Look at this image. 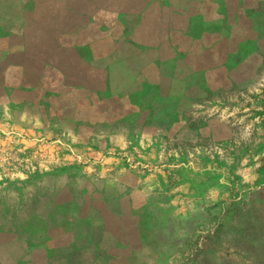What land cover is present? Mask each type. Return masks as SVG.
Returning <instances> with one entry per match:
<instances>
[{"label":"crops","instance_id":"1","mask_svg":"<svg viewBox=\"0 0 264 264\" xmlns=\"http://www.w3.org/2000/svg\"><path fill=\"white\" fill-rule=\"evenodd\" d=\"M263 62L264 0H0V140L48 153L13 169L42 174L37 187L0 185V264H147L194 188L210 190L189 239H216L229 218L264 264V185L235 187L264 170V146L249 149L264 144ZM241 93L229 108L250 113L247 140L190 116ZM134 149L151 162L134 165Z\"/></svg>","mask_w":264,"mask_h":264},{"label":"rangeland","instance_id":"2","mask_svg":"<svg viewBox=\"0 0 264 264\" xmlns=\"http://www.w3.org/2000/svg\"><path fill=\"white\" fill-rule=\"evenodd\" d=\"M257 65L258 69L253 72L254 78L253 81L251 80L252 84H254L251 85L262 88L264 87V62ZM241 76H243V74H241ZM239 81L244 85L247 83V81H243L242 78L239 79ZM242 97L243 93L233 96L221 94L218 96L212 95L209 100L201 103H192L190 116L195 121L205 118L207 120H213V122L232 123L233 125L230 126V129L235 134V137L247 140L251 132L252 121L250 119V113H248V111H238L237 108L234 110L229 108L230 104H234L236 99ZM250 145L249 143L246 144V142H240V144H238V146H241V150ZM263 146L264 144H258L255 148L251 146L249 149L252 151L254 150L256 155L261 153ZM217 147L216 145L214 150H216ZM14 150V148H11V146L0 140V185L6 182H30L37 187L40 177H43L42 174H37V172L23 174L21 173L23 167L19 169L20 172L18 169H13L14 167L19 168L18 165L22 166L24 163L29 162L27 161V159L29 160L27 157L33 153H38V164H40L42 162L39 158L41 156L44 158L48 153L37 150L36 148L30 149V152L32 151L31 154L23 151L17 153L14 152ZM128 154L129 157H131L129 160L135 162L133 163L134 165H137V162L141 164H148L147 162H151L148 159H144V157L150 158L151 154L148 156L146 153L144 154L142 151H138V149H134L133 153ZM14 164H16V166ZM37 165H35L37 168L34 170L40 169ZM216 182V175L213 174L209 176L208 186L211 187V185ZM257 182L264 185L262 183L264 182V170H245L241 176L240 184L237 183L235 187L236 189H247L249 186H254ZM230 186L231 185H229V187ZM229 187L226 183L224 185V191L222 190L223 188L219 187V192H224V198H226L227 195L229 197L230 192L227 191ZM209 190L210 189L205 190L202 188H194L190 191L188 190V192L182 190L181 192L183 194L180 192L176 196V199L173 201V208H168V216L171 222L167 224L165 222L159 223V227L163 232L160 234L159 239L155 240V249L152 250L147 264H251L248 251L253 250L251 246L253 241L249 240V238H240L239 235L236 234V230H234V232L232 229H228L227 224H231V219L229 220V218H224L225 230L221 232L220 236L216 239H189V237L196 232V223L200 222L205 216L203 210L195 206L198 204L195 203V200L203 197ZM229 190L232 191L233 189L230 188ZM246 194V192L242 191V197ZM261 194L263 195V192H261ZM252 198H256V196ZM260 198L263 199L264 197L260 196ZM246 199L245 203L248 204V200L251 198H249V195H246ZM224 209L227 211V206ZM233 225L235 228L237 227L236 221L233 222ZM187 253H191L192 256Z\"/></svg>","mask_w":264,"mask_h":264},{"label":"trees","instance_id":"3","mask_svg":"<svg viewBox=\"0 0 264 264\" xmlns=\"http://www.w3.org/2000/svg\"><path fill=\"white\" fill-rule=\"evenodd\" d=\"M246 149H247V148H246ZM235 178H236V177H235ZM233 180H234V179H233ZM234 193H235L234 190H232V191L230 190V195H231L233 198H234V196H235Z\"/></svg>","mask_w":264,"mask_h":264}]
</instances>
